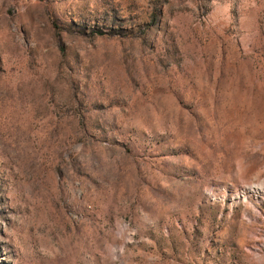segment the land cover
Listing matches in <instances>:
<instances>
[{"label": "rangeland", "instance_id": "rangeland-1", "mask_svg": "<svg viewBox=\"0 0 264 264\" xmlns=\"http://www.w3.org/2000/svg\"><path fill=\"white\" fill-rule=\"evenodd\" d=\"M0 264H264V0H0Z\"/></svg>", "mask_w": 264, "mask_h": 264}]
</instances>
